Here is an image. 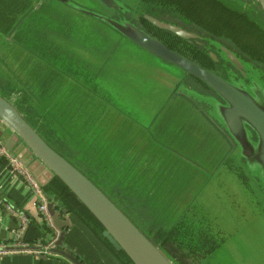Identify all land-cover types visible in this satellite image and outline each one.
Segmentation results:
<instances>
[{"label": "crops", "instance_id": "1", "mask_svg": "<svg viewBox=\"0 0 264 264\" xmlns=\"http://www.w3.org/2000/svg\"><path fill=\"white\" fill-rule=\"evenodd\" d=\"M28 4L29 0H0V87L2 90L6 93L10 92L11 89L6 87V84L10 83L27 93L26 96L32 99L33 104L40 106L43 102L35 100L38 99V90L42 93L41 88L45 87V83L37 81L36 70H33V60L44 62L49 67H55L56 70L60 69L63 74H66L65 80H76L84 84V89L81 87L75 89V96L78 99L73 98L71 106H77L79 113L85 114V122L94 121L98 128V116H104V110L105 117L118 121L117 124H119L116 127H125L126 138L133 136L132 133L126 132L132 125L134 129H137L138 137H142L141 142L137 144L139 148H142L139 150L149 159L148 163L155 162L159 165L156 168L161 176L166 174L169 177L170 185L168 186L172 187L171 190H174V186L182 184L188 187L182 197L178 195L174 197L182 202L190 203V206L199 204L201 213L212 218L213 208L206 206L205 201H212L222 196L224 194L222 188L228 191L232 179L236 178L231 170H237L241 174L238 179L240 177L244 180L248 179L243 171L242 161L237 155V147L234 142L232 143L223 119L224 112L229 108V101L204 83L202 85L206 89L200 92L198 88H195L200 85H196L189 78L183 80L181 77L185 74L175 66L149 56L138 48L135 53L130 44L120 45L127 56L122 54L114 61L111 60L113 53L105 61L101 51L85 45L81 40L69 45L70 48L75 49L83 61L80 64L73 63L70 55L64 51L60 54L49 52L46 49L49 44L44 47L37 42L52 44L56 40L53 37L71 42L73 38H68L67 36L70 35L66 34V31L63 33L57 29L60 33L50 34L49 37L52 39L35 40L34 38L40 33L38 25L53 23L56 20L63 27L76 25L58 19L55 7L51 8L49 3L44 6L45 10H50L49 21L38 23V15L29 10ZM41 36L42 33L39 37ZM25 59L28 62H25ZM92 66L98 72L89 75L88 67ZM101 73L109 77V84L103 85L99 82ZM260 75L262 76L260 72H257L255 78L261 81L258 84L264 88V80ZM87 90L94 91L95 98L98 95V100L105 99V102L100 104L96 98L93 105L91 98L87 96L79 100L78 96ZM9 102L12 104L11 101ZM99 135L97 137L101 138ZM115 149L118 148L115 147ZM231 154H234L237 159L232 160ZM238 179L233 181V187L238 186L236 184ZM52 183L53 181L45 188L49 198L56 194V187ZM199 187L202 190L198 189ZM68 198L71 201V203L67 202L68 205L61 200L56 202L62 207L69 208L67 217L71 225L64 228V247L83 264H129L112 250V245L101 235L102 228L89 218L79 206L80 202L75 197L68 196ZM222 207L224 211H228L227 207ZM188 208H186V215H188ZM253 216L262 217V214L254 213ZM189 217L190 215L183 216L176 222L187 220L196 227L198 232L203 233L204 231L199 228L201 222L197 218L191 221ZM214 218L219 222L220 217ZM20 228L21 242L29 246L45 244L56 234V231L43 220L33 191L22 178L10 171L5 158L0 155V240L9 241L12 233ZM173 239L180 241V238L173 237ZM0 264L72 263L54 254H48L42 258L35 254L17 253L0 255Z\"/></svg>", "mask_w": 264, "mask_h": 264}, {"label": "rangeland", "instance_id": "2", "mask_svg": "<svg viewBox=\"0 0 264 264\" xmlns=\"http://www.w3.org/2000/svg\"><path fill=\"white\" fill-rule=\"evenodd\" d=\"M125 1L129 8L140 3V0ZM148 1L156 2V0ZM252 2L255 3L251 0L250 3ZM160 3L165 7L159 9L160 17L166 21L180 23L203 35H214L216 39H220L221 42L227 43L247 56L255 55L258 50L264 52V39L254 33V28L258 27L256 24L253 27L243 26L249 31H245L242 25L238 24L225 27L227 23H230L229 17L225 25H222V21L217 20L218 14L212 13L209 0H160ZM255 8L257 12L254 18L264 29V13L259 4ZM70 41L56 39L52 44L50 42H37V44L44 47L49 44L46 48L49 52L60 54L64 51L70 55L73 63L80 64L83 61L75 49L69 46L75 44L77 40ZM121 44L126 46L129 42L123 41ZM130 45L132 51L136 53L137 48ZM112 53L114 54L112 61L122 54L127 56L121 47L114 49ZM112 53L102 52V57L106 61ZM247 58L254 61V58ZM258 60L254 63L260 65L264 71V63ZM25 62L28 60L25 59ZM33 64L37 81L45 83V87L41 88L42 93L38 90V99L35 100L42 101V105L33 104L32 99L26 96L27 93L15 88L9 82L6 87L11 91L6 93L0 87V95L14 103L13 106L21 116L48 145L90 179L149 238L171 264H264V212L262 217H254L253 214H257V210L255 209L253 213L254 208L250 205V203L254 205L253 201L249 203L243 196L238 199L233 187V191L222 188L223 197L218 196L215 200L205 201L206 206L213 208V217H220V224L227 228L230 234L228 241H225L223 236L213 234L212 237L218 244L217 248L215 246L213 252L205 257H200L198 252L191 250L186 254L182 247L173 246L176 244L183 247L192 246L190 240L184 244L177 243L184 240L166 238L161 243L164 250L160 249L156 244L164 231L171 232L175 226H178L176 221L181 220L183 216H188L185 213L190 203L182 202L174 197L177 191L171 190L172 187L168 186L170 185L169 177L166 174L162 176L161 173L159 174L156 168L159 166L157 163H148L149 159L139 150L142 148L137 146L142 138L136 134L137 129L130 125L126 132L132 133L135 138L133 136L126 138L125 127H116L119 124H117L118 121L105 117L104 110V116H98V128L94 121L85 122V114H80L77 106H71L73 98H77L75 89L80 87L84 89V84L76 80H65V73L63 74L60 69L56 70L55 67H49L44 62L34 59ZM88 68L98 72L93 66ZM108 79L107 75L101 73L99 82L103 85L109 84ZM258 82L261 83V81ZM245 87L249 92L250 86ZM84 96L91 98L93 105L96 98L100 104L105 100H98V95L95 98L94 91L90 90L81 93L78 96L79 100ZM231 159L233 160V156ZM236 184L251 197H256V191L250 183L249 185L246 182L252 189L238 181ZM198 189L202 190L201 187ZM255 199L258 200L257 197ZM218 205L221 206L216 207ZM222 206L227 207L228 211H224ZM179 226L188 233L192 227L187 220L180 222ZM171 234L173 236V232ZM197 236L200 235L195 237Z\"/></svg>", "mask_w": 264, "mask_h": 264}, {"label": "water", "instance_id": "3", "mask_svg": "<svg viewBox=\"0 0 264 264\" xmlns=\"http://www.w3.org/2000/svg\"><path fill=\"white\" fill-rule=\"evenodd\" d=\"M108 3V0H99ZM264 13V0H253ZM156 27L182 38H195L180 27L147 17ZM135 45L148 51L152 57L175 66L183 74L195 77L222 98L229 101L224 122L234 142L242 168L255 187L257 199L264 208V88L258 78L249 79L246 87L232 86L215 73L192 60L168 49L157 38L135 29ZM232 65L242 71L243 66L227 49H223ZM211 57L212 54H209ZM233 84V83H232ZM234 85V84H233ZM247 85V86H248ZM0 144L26 168L46 196V211L50 223L57 231V239L48 254L59 255L72 264H83L63 245L64 228L70 226L67 209L46 195L45 188L54 179L61 181L71 194L101 225V235L117 251H122L132 264H171L157 247L129 220V218L83 173L56 152L21 116L18 110L0 96ZM230 156V155H229ZM234 160L237 159L231 154ZM240 159H238L240 161ZM46 257V255H36Z\"/></svg>", "mask_w": 264, "mask_h": 264}, {"label": "flooded vegetation", "instance_id": "4", "mask_svg": "<svg viewBox=\"0 0 264 264\" xmlns=\"http://www.w3.org/2000/svg\"><path fill=\"white\" fill-rule=\"evenodd\" d=\"M209 2L212 5V13L218 14L217 20L222 21V25H225V20L228 17L227 12L233 13V18H229L230 23H227L225 27L231 24H238L242 25V29L245 31H249L243 27L245 23L249 22V24L251 23L252 25L256 24L258 26L257 28L260 29H257L258 31L254 30V33L259 34L264 38V29L254 18L255 13L257 12V8H255L257 6L256 3H250L251 0H209ZM48 3L51 5V8L55 7V13H57L56 17H59L58 19L64 22L69 21L76 26L67 27V25H65L63 27L58 20L53 23L47 22L45 25L39 24L38 28L40 33H38L37 37L34 38L35 40L52 39V37H49L50 34L60 33L58 32L59 30L63 33L66 31V34L70 35L67 36L68 38H76L77 41L81 40L85 43V45H89L101 52L112 53L114 49L122 45L121 43L123 41H126L138 48L139 51L152 56L148 51L140 49L137 45H135V43H133V38H136L134 30L139 29L148 35L157 38L168 49L215 73L232 86L238 85L241 87L242 85L251 84L249 79H254L257 72L262 74V76H260L264 80V71L262 67L254 63L257 59H259L261 63H264L263 51L258 50L255 55L247 56L243 52L237 51L227 43L221 42L220 39H216L214 35H203L192 28L182 26L180 23L166 21L164 18L160 17L159 9L165 8L160 3V0H156V2H154L155 4L149 2L148 0H140V3H136V5L131 6V8H129L130 6H127L125 0H108V3H104L99 0H29L28 8L32 13L36 12V15H38L37 19H39L38 23L41 21H49L48 19L51 17L48 15L50 10L44 9V6ZM147 17L180 27L197 35V37L182 39L167 30L154 26L147 19ZM244 20L246 22H243ZM34 27L37 28V26ZM41 33L42 36L39 37ZM53 38L57 39L56 37ZM223 49L229 50L238 59L243 66L242 71L245 72V76L241 70L236 69L232 65ZM209 54H212L213 57ZM247 57L254 58V61L253 59L251 60ZM95 73L97 72L90 69L88 74L90 75ZM181 78H183V80L189 78L196 85H200L195 87L198 88L200 92H203L206 89L202 85V82L195 77L185 74V76ZM224 162L225 159L223 160V163ZM219 164L221 163L219 162ZM232 166H234V164ZM231 171L236 178L232 179L228 189L233 191L234 188V192L236 193L238 199L241 198L240 196H243L249 201V203L253 201L254 205L250 203V205L254 208L253 211L255 212L256 209L257 213L262 214L264 212V208H262L260 202L255 199L257 196H253V198L240 187L232 186L234 183L233 181L238 179L241 174L234 169ZM238 181L245 187L252 189V187L249 186L250 184L248 179L244 180L243 177H240ZM246 182L249 185H247ZM187 189L188 187L184 184L174 186V190L177 191L178 197H182V194H184ZM198 205L192 204L191 206H188L189 208L187 207V214L190 215L189 219L193 221L194 218H197L201 222V224H199V228L205 232L203 233L207 235L209 239L215 241L212 235L218 234L223 236L225 241H228L230 234L228 233L227 228L221 225L216 218H210L202 214L200 206ZM208 242L210 243V241Z\"/></svg>", "mask_w": 264, "mask_h": 264}, {"label": "built area", "instance_id": "5", "mask_svg": "<svg viewBox=\"0 0 264 264\" xmlns=\"http://www.w3.org/2000/svg\"><path fill=\"white\" fill-rule=\"evenodd\" d=\"M0 155H2L5 158L10 171L14 174H17L20 178H22L24 183L33 191V193L37 197V208L43 220L53 228V226L50 223L48 213L46 211L47 198L40 191L34 177L26 168H24L20 164L17 158H15L10 152H8L4 148L2 144H0ZM6 208L9 209L8 207ZM57 235L58 233L56 231L55 236L49 242L45 244H36V245L34 244L29 246L21 242V228H20L12 233L11 239L9 241L0 240V255H11L17 253L48 255V250L50 247H53V244L57 239Z\"/></svg>", "mask_w": 264, "mask_h": 264}, {"label": "trees", "instance_id": "6", "mask_svg": "<svg viewBox=\"0 0 264 264\" xmlns=\"http://www.w3.org/2000/svg\"><path fill=\"white\" fill-rule=\"evenodd\" d=\"M227 15H228L229 18H233V13L227 12ZM227 20H228V18H226L225 22H227ZM243 22H246V21L244 20ZM243 26H245V27L246 26L253 27V25L251 23L249 24V22L245 23ZM254 29L256 31H258L257 28H254ZM262 39H264V38L262 37ZM52 184L54 185V187H56L55 188V191H56L55 193L56 194H53V196L50 199L53 200L55 203L61 200V201H63L65 203V205L67 204V202L71 203V201L68 198V196L74 197V195L68 192L69 190L65 187V185L61 181H59L58 179H54ZM78 204L87 213L89 218L92 221H94L97 226L101 227V225L88 212V210L82 204H80V203H78ZM64 208L69 210V208L66 207V206ZM177 224H178V226L177 227L175 226L174 229H172V231H171V232H173V236H172L171 232L164 231V234L161 236L160 241L156 244L160 249L164 250L163 247H162L163 244H161L163 239L171 238V240H172L173 237L174 238H180V241L184 240V242H177V243L186 244L189 240H190V242L192 241L191 243L193 245L189 246V247H183V246L178 245V244L173 245V246L182 247L186 254H187V252H189L191 250V251H194V252H198L200 254V257H205V256H207V255H209V254H211L213 252V250L215 249V246L217 248V243L215 241L209 239V237L207 235H205V234H204V236H202L203 233L198 232L196 227H193V225H192V227H191V229H190V231L188 233V232H184L183 231V229L179 226V223H177ZM196 235H200V236L195 237ZM192 238H194V239L192 240ZM206 238H208V241H210L211 245L209 244V242L207 241ZM103 240L107 243V241L105 239H103ZM171 242H173V241H171ZM173 243H175V242H173ZM112 250L117 255L122 256L125 259L126 262H128L129 264H132L131 261L126 257V255L122 251H115L113 248H112Z\"/></svg>", "mask_w": 264, "mask_h": 264}]
</instances>
